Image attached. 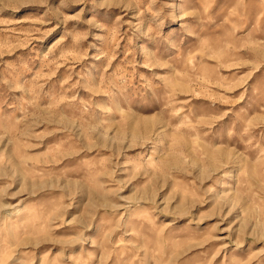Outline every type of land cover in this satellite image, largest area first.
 Wrapping results in <instances>:
<instances>
[{
	"label": "rangeland",
	"instance_id": "obj_1",
	"mask_svg": "<svg viewBox=\"0 0 264 264\" xmlns=\"http://www.w3.org/2000/svg\"><path fill=\"white\" fill-rule=\"evenodd\" d=\"M0 264H264V0H0Z\"/></svg>",
	"mask_w": 264,
	"mask_h": 264
}]
</instances>
